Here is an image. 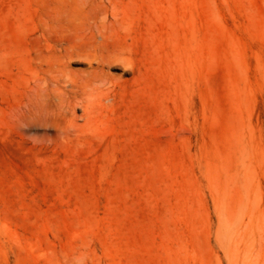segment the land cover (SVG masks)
<instances>
[{
  "label": "rangeland",
  "instance_id": "374dc122",
  "mask_svg": "<svg viewBox=\"0 0 264 264\" xmlns=\"http://www.w3.org/2000/svg\"><path fill=\"white\" fill-rule=\"evenodd\" d=\"M0 264H264V0H0Z\"/></svg>",
  "mask_w": 264,
  "mask_h": 264
},
{
  "label": "bare ground",
  "instance_id": "6f19581e",
  "mask_svg": "<svg viewBox=\"0 0 264 264\" xmlns=\"http://www.w3.org/2000/svg\"><path fill=\"white\" fill-rule=\"evenodd\" d=\"M98 28V27H97ZM101 30V29H100Z\"/></svg>",
  "mask_w": 264,
  "mask_h": 264
}]
</instances>
